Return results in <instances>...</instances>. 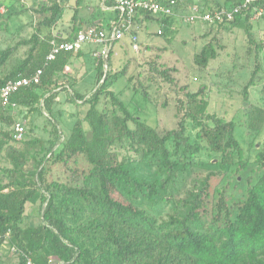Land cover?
Listing matches in <instances>:
<instances>
[{
    "label": "trees",
    "instance_id": "trees-1",
    "mask_svg": "<svg viewBox=\"0 0 264 264\" xmlns=\"http://www.w3.org/2000/svg\"><path fill=\"white\" fill-rule=\"evenodd\" d=\"M50 1L33 8L43 17L32 37L0 51V84L42 69L38 85L20 88L7 107L0 100V155L10 164H0V250L4 244L15 247L17 264H26V258L33 264H50L49 260L56 264H264V142L256 155V179L246 177L244 197H229L223 178L228 171L239 176L247 162L234 136V123L207 112L206 88L185 92L176 129L164 132L140 121L108 90L119 77L102 70L112 49L105 60L96 61L92 91L83 95L72 90L74 82L61 80L60 74L66 73L70 59L79 52H62L49 63L44 58L52 39L70 41L83 23L78 24L75 11L69 36L58 38L50 29L66 6L60 0ZM104 2L114 6L113 0ZM236 3L225 0L218 7ZM258 4L264 8V0ZM140 14L143 17H137L136 24L154 20L162 35L173 33V17ZM115 21L116 13L106 25L101 21L88 25L110 29ZM250 23L248 17L238 15L217 26L241 28L251 36ZM41 27L49 29L43 37L37 32ZM30 43L34 44L28 56L8 69L17 47ZM216 57L209 43L195 61L206 67ZM154 63L150 62L153 71L168 79V71H160ZM257 71L244 86V102ZM65 90L72 93L69 102L89 106L84 116L88 130L78 120L66 139L53 118L57 97ZM101 100L105 107L99 111ZM14 108L47 115L51 125L47 146L36 137L14 140L15 120L10 114ZM188 120L195 130L193 141ZM263 125L264 109L250 106L246 127L260 131ZM202 150L213 156L216 168L187 187L191 173L202 164L197 158ZM36 203L39 222L23 227L26 205Z\"/></svg>",
    "mask_w": 264,
    "mask_h": 264
},
{
    "label": "rangeland",
    "instance_id": "rangeland-1",
    "mask_svg": "<svg viewBox=\"0 0 264 264\" xmlns=\"http://www.w3.org/2000/svg\"><path fill=\"white\" fill-rule=\"evenodd\" d=\"M60 1L66 7L56 28L51 30L53 33L64 30L63 27L69 29L73 24L71 17L75 0ZM10 2L13 0H0V51L15 47L21 40L30 39L43 17L42 14L35 13L33 8L40 4H49L51 1L23 0L15 2L8 9L6 5ZM86 3L89 5L86 6ZM97 3L98 0H83L78 17L86 18L88 8H95ZM191 4L211 10L224 5L225 0H181V6L176 9V16L173 17L172 34L158 35L160 26L154 20L137 24L135 36L139 50L134 51L130 36H124L115 43L109 60L104 61L102 70L111 71V74L119 73V77L108 90L113 92L140 121L159 132L176 129L183 114V109L179 108V101L184 99L186 91L195 93L200 86H204L206 89L203 97L208 103L207 112L235 125L234 136L243 150L247 168L239 176L228 171L221 184H224L229 197L242 198L246 177L253 175L256 179L254 172L257 168L256 155L262 151L264 142V125L260 131L246 127L249 107L257 106L264 109V17L251 21L249 36L241 28L224 29L183 22L182 17ZM48 31L49 29L41 27L37 32L43 37ZM209 43L213 45L217 57L210 60L206 67H201L196 63L195 56ZM33 44L18 46L8 60V69L25 59ZM100 50L99 46L93 44L83 45L81 59L83 61L78 60L76 67L71 62L69 70L65 74H60L61 80L69 78L74 82L72 90L83 95L89 94L94 88L97 73V59L93 54ZM151 61L155 62L154 67L160 71L165 69L168 71V79L153 71ZM256 68L258 71L253 79L254 84L248 88L247 102H244V86ZM71 94L67 90L61 92L53 108V118L64 139L69 136L73 124L78 120L82 121L83 127L88 130L84 116L89 106L81 102L76 105L69 102ZM104 107L105 101L101 100L97 109L101 111ZM106 108L110 110V104ZM10 114L15 121L23 124L26 131L25 139L40 138L47 146V140L51 138L49 134L51 125L46 121V114L39 116L28 113L25 108H14ZM186 126L193 141L195 130L192 129L191 121L188 120ZM197 158L202 164L191 173L186 183L187 187H191L195 181L204 178L209 171L216 168L212 164L215 159L208 150H202ZM0 164L3 167H10L3 153L0 155ZM227 181L230 185L226 184ZM167 213H164L162 218L166 219ZM38 222V203L27 204L23 227L36 225ZM9 247L4 244L0 250V264L18 263V257L11 253Z\"/></svg>",
    "mask_w": 264,
    "mask_h": 264
},
{
    "label": "built area",
    "instance_id": "built-area-1",
    "mask_svg": "<svg viewBox=\"0 0 264 264\" xmlns=\"http://www.w3.org/2000/svg\"><path fill=\"white\" fill-rule=\"evenodd\" d=\"M113 11L116 13V21L110 29L100 28L94 25L80 26L74 37L70 41H59L52 39L50 41V50L46 54L44 61L49 63L62 52L77 53L82 50L83 45L93 44L100 47L99 52H95L93 56L96 59L105 60L109 50L115 43L129 35L131 46L134 51H138V40L136 33V18H142V13H149L154 17H174L175 11L181 6V0H113ZM263 0H237L236 4L230 6L216 7L211 10H205L196 4L188 5L186 13L182 20L187 24L200 23L210 27H216L220 24H226L234 20L235 16L248 17L250 21L259 20L264 16V8L259 6V2ZM23 2V0H22ZM159 24V23H158ZM157 31L158 35H162L161 25ZM69 68H65L68 71ZM42 69L35 70L29 76L19 77L15 80H8L0 84V100L3 107L9 105L10 96L17 92L20 88L31 87L40 83ZM25 128L22 123L15 121L12 126L13 138L20 141L25 137ZM10 251L15 253V247H9ZM50 264L54 262L49 260ZM26 264H33L29 258H26ZM56 264V263H54Z\"/></svg>",
    "mask_w": 264,
    "mask_h": 264
},
{
    "label": "crops",
    "instance_id": "crops-1",
    "mask_svg": "<svg viewBox=\"0 0 264 264\" xmlns=\"http://www.w3.org/2000/svg\"><path fill=\"white\" fill-rule=\"evenodd\" d=\"M68 1H71V0H68ZM82 1L83 0H81L80 3L78 4L77 3V0H75L74 1V5H72V6H74L73 7V14H74L75 11H76V14H77L78 24L80 22L83 23L81 26L88 25V24H91L92 22H96V21H101V23L103 25H106L107 23H109V21L111 19H113L115 17V12L113 11L112 6H109V5L105 4V2H104L105 0H98V3L95 5V8L94 7H89L88 8V13L86 14V18H84L82 16H79L78 17V11L80 9V5H81ZM85 5L88 6L89 3L88 4L86 3ZM84 20H86V21H84ZM55 26L53 28H51L50 31L52 29L56 28ZM68 27H69V25H68ZM63 29L64 30H62V31H56L55 33H53L52 31L51 32L53 34H56L58 38L64 39L67 36H69V33L71 32V27L69 29H67V27H63ZM82 56H83V51L81 50V51H79V56L78 57L73 56L70 59L67 68H69L71 66L70 65L71 62H73V66L74 67L78 66L77 65L78 64V60H81L82 59ZM81 61H83V60H81Z\"/></svg>",
    "mask_w": 264,
    "mask_h": 264
}]
</instances>
